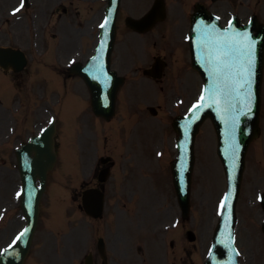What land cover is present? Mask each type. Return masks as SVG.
I'll use <instances>...</instances> for the list:
<instances>
[{
	"label": "rangeland",
	"instance_id": "1",
	"mask_svg": "<svg viewBox=\"0 0 264 264\" xmlns=\"http://www.w3.org/2000/svg\"><path fill=\"white\" fill-rule=\"evenodd\" d=\"M138 1L140 3L134 6L133 0H121L113 54L114 67L118 71L129 72L133 66H146L151 55L160 53L169 57L167 76L161 86L149 81L142 84L144 87H140L139 91L135 89V92L130 86L132 83L127 84L128 86L119 94L117 112L111 122L100 120L96 125L89 121L88 125L82 126L77 136L79 143L76 152L79 157L76 158H70L75 155L76 150L75 128L80 120L90 117L86 110L85 88L80 82L72 80L70 92L64 93L62 80L58 82V76L46 68L58 66L61 62L85 59L92 52L97 42V26L102 19L103 7H91L89 0H32L24 17L8 19L0 16V45L21 48L29 60L25 71L14 76L16 88L8 93L12 96L16 91L15 96L11 97V103L20 95L28 107L34 104L32 109L37 116L33 115L32 119H37L40 116L36 110L38 102L49 104L46 101H37V93L42 96L53 93L66 94L63 109L58 110L59 105L55 107L59 116L60 139L58 138L57 146L61 160L52 176L50 175V179L51 188L56 189L59 208H67V216L56 224L55 236L51 237L43 226L40 227L34 248L44 245L48 249L44 254L54 251L62 256L73 255L77 258L84 254L86 245H92L93 239L98 237L101 226L89 224L77 209L79 202H73L70 195L73 191L80 190L77 189L83 184L82 180H89L87 176L92 162L102 154H109L116 160L109 184L106 186L107 208L111 209L113 214L116 208L125 206L126 203L127 206L142 209L160 207V203L165 204V201L169 206L174 205L175 195L168 174V162L174 155L171 119L174 113L181 114L184 110L186 112L190 104L196 101L199 81L190 66H184L188 54L186 57L184 53L181 54L179 46L170 43L169 38L174 35V29L180 27L183 33L185 27H188V14L193 0H165L166 21L153 30L148 38H140L127 31L124 26L125 17L142 16L153 2L147 0L145 4L138 6L144 0ZM16 3L17 0H0V14L1 10L12 8ZM226 5V2H221L218 7L225 9ZM62 9L66 12H62ZM5 18L7 22L3 24L2 20ZM180 36L182 34H179ZM151 38L154 41L153 45L148 43V39ZM170 44L175 47L173 56L170 55ZM141 47H145L146 52L142 51ZM65 55L68 57H63ZM131 56L134 57L131 59ZM8 76L13 80L12 75ZM0 78L2 85L7 84L8 80L3 74H0ZM44 79H53V87L47 86L45 83L48 81L45 82ZM18 82L22 84L21 87L18 86ZM134 83H137V80ZM8 84L11 85L10 81ZM4 97L1 91L0 103L7 105ZM33 101L37 102L32 103ZM10 104L8 108L12 109ZM148 107H157L158 114L152 116L148 112ZM1 110L3 108H0ZM28 123L30 126V122ZM156 144L160 146L154 149ZM156 149L163 152L160 158L154 156ZM215 150L216 136L211 123L206 121L195 141L192 211L186 221L187 229L194 232L197 239L196 247L189 242L186 245L188 251L193 253V259L197 264L201 258L204 259V252L208 249L216 223L215 210L219 207L225 189L223 171ZM261 155H264V140H257L250 145L247 152L237 205L239 222L236 237L238 245L246 255L245 264H264V239L257 227L259 220L257 195L264 190V158ZM6 164L5 159V164L0 167V172L4 176L0 178V205L3 200H7V194L10 192V188L5 187L12 178L11 172H6ZM137 179L139 182L135 186ZM132 189V196H129L128 192ZM49 198H52L49 194L43 197L44 217H48L51 207ZM111 210H108V213ZM110 227H113V224ZM14 228L11 227L0 234V245L6 243L11 235L9 233ZM174 236L186 238L183 228L177 233L170 231L167 236L163 227L159 228L151 240L155 247L154 254H163L164 243L167 244ZM109 246L113 248L114 245L110 242ZM115 256L118 255L115 253Z\"/></svg>",
	"mask_w": 264,
	"mask_h": 264
},
{
	"label": "water",
	"instance_id": "2",
	"mask_svg": "<svg viewBox=\"0 0 264 264\" xmlns=\"http://www.w3.org/2000/svg\"><path fill=\"white\" fill-rule=\"evenodd\" d=\"M112 1L109 0V7L112 6ZM117 7V4H115L112 8L113 9H107L106 14L108 16L106 17V20L108 23L105 25V27L100 28V43L96 50L95 56L88 62V65L84 70H78L79 73H81L82 77L85 79L86 83L88 84L93 97L94 102V108L97 112H101V114H104L106 117H109L112 113V109L114 107V98H115V92L117 88V80L114 78V75L109 71L108 69V62H109V53L112 49L113 45V39H114V25L111 23V16L110 13L114 14L115 8ZM197 15L194 17V20L196 19ZM204 23H209L211 21V18L203 17ZM104 24V23H103ZM211 25H209L210 27ZM208 27V26H207ZM217 26H211L210 31L213 29H216ZM231 28V27H230ZM232 29V28H231ZM207 30H209L207 28ZM199 31V30H198ZM194 32L192 33V38L194 36ZM255 37V36H254ZM257 38L255 40V43L257 44L256 49V77L252 86V90L254 93V99H255V105L254 108L249 112L247 107L244 106V102L242 101V97H238L235 92L230 91L231 87L234 85L235 81L232 79L231 82L226 83V87L228 88L229 93L233 96L234 104H238V106L235 109H229L227 107L219 108L215 110L217 112V116L211 115L210 112H213V106H216L214 102L207 100L205 98L203 100L204 110L207 111L199 120L200 118V108L197 110V115L194 117L195 112L185 120L182 121L181 124L186 123V128H184V131H191V129L195 130L198 126V124L202 121V119L206 116L213 117V121L215 123V129L219 135V137L222 138L221 134H224V139L220 140L224 146L222 150L224 151V161L223 164L226 167V170L229 173L230 176V182L232 180H235L236 186V193L238 192L239 188V182L241 179V172L243 168V157L247 148V145L250 140H252L254 137H256L259 129H258V110H259V87H260V68L262 66V49L264 46V38L261 36H256ZM197 42L194 43V51H195V57H194V66L202 70L205 80L208 81V89H215L216 84V78L214 77L216 73L215 67H210L204 64L203 60H201L199 53L197 52ZM197 52V54H196ZM3 54L0 55V65L1 66H11L14 70L21 69L25 63L26 60L24 56L19 52H13L10 50H5L2 52ZM106 55V57H105ZM5 58H9L5 60ZM105 57V63L100 62L101 59ZM99 66H106V67H99ZM110 75V77L105 76V72ZM223 76H226V74H223ZM112 78L114 80H112ZM230 79V78H229ZM238 79V78H237ZM254 103V100H253ZM202 104V105H203ZM215 113V112H213ZM194 120H191L193 119ZM191 120V123H190ZM199 120V121H198ZM180 121H177L176 124L180 125ZM189 122V124H188ZM183 128V127H181ZM221 144V143H220ZM220 150V147H219ZM46 163V162H45ZM53 163V160L50 161V163H46V165L36 166L33 168V170L29 171L30 166H28L27 171L34 174L35 177H39L41 179V183L44 184L45 179V171L46 169L50 168ZM237 164H239L237 166ZM235 165V166H234ZM188 177V173H187ZM174 182H175V188L177 191V194L179 196L180 202L182 203L183 207L185 208L187 206V184L185 183V180L182 178V175L179 173V171H174ZM234 186L230 187L231 195L234 194L235 189ZM40 194H38V197ZM37 197V200H38ZM36 200V202H37ZM235 203V202H234ZM29 215L32 214V211H28ZM23 250V249H22ZM0 264H17L14 262H6L4 263L3 259H0ZM210 264V263H208Z\"/></svg>",
	"mask_w": 264,
	"mask_h": 264
},
{
	"label": "snow or ice",
	"instance_id": "3",
	"mask_svg": "<svg viewBox=\"0 0 264 264\" xmlns=\"http://www.w3.org/2000/svg\"><path fill=\"white\" fill-rule=\"evenodd\" d=\"M24 0H21V7H23ZM17 8L15 11H19ZM108 23L105 20L104 24H101V28L105 27ZM231 26V22H230ZM249 38L247 34H244V40L247 41ZM254 44L247 43L242 44L240 41L229 40L224 42L222 56L225 57V60L222 61L225 68L230 70V77L235 81L234 85L231 87L230 91L235 92L238 97H242L244 106L247 107L248 111H251V105L254 100V93L252 86L254 83V59H253V50ZM217 61H220V57H215ZM238 78V79H237ZM211 91V89H210ZM205 97L201 95L200 100L203 101ZM202 105L197 104L193 105V109H199ZM206 106V105H205ZM238 104H232L231 107L235 109ZM192 111V110H190ZM235 166V165H234ZM227 205V197L221 202V207ZM27 230H25L26 232ZM25 232H21L16 240L13 241V244L16 241L20 240Z\"/></svg>",
	"mask_w": 264,
	"mask_h": 264
},
{
	"label": "flooded vegetation",
	"instance_id": "4",
	"mask_svg": "<svg viewBox=\"0 0 264 264\" xmlns=\"http://www.w3.org/2000/svg\"><path fill=\"white\" fill-rule=\"evenodd\" d=\"M245 2H250V0H243ZM263 1V0H261ZM245 9H248L246 6H244ZM129 242L130 244V249H128L127 247L123 248L122 254L116 256L117 258H119V260H116L113 256H111V260L109 261V264H134V257H139V256H144L145 251L143 250L142 246H135L137 243V238L134 236H130L129 237ZM129 250L132 251V255H129ZM182 250V256L178 255L177 257L174 256L173 258V262L174 264H186L187 263V251L185 247H181L180 251ZM134 251H136L137 253H135ZM130 258V259H129ZM93 264H102V262L98 259L97 256L94 257V261Z\"/></svg>",
	"mask_w": 264,
	"mask_h": 264
}]
</instances>
